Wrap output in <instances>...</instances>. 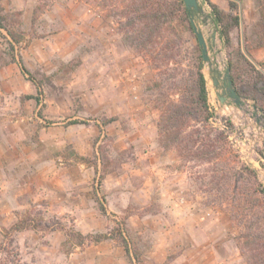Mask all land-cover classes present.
I'll use <instances>...</instances> for the list:
<instances>
[{"label":"rangeland","instance_id":"rangeland-1","mask_svg":"<svg viewBox=\"0 0 264 264\" xmlns=\"http://www.w3.org/2000/svg\"><path fill=\"white\" fill-rule=\"evenodd\" d=\"M218 1L228 10L227 0ZM131 4L138 2L0 0L18 40L0 28V264H136L116 240L80 246L66 235L107 233L120 222L140 264H246L231 220L233 176L242 165L254 168L264 189V114L249 100L220 101L227 49L200 2L194 23L209 57L210 124L227 141L209 162L164 149L154 105L161 92L176 98L169 87L181 67L130 46ZM253 7L249 24L242 15L232 33L235 47L258 16ZM171 29L183 61L196 34ZM251 55L264 62V48ZM16 224L26 228L13 230Z\"/></svg>","mask_w":264,"mask_h":264},{"label":"trees","instance_id":"trees-1","mask_svg":"<svg viewBox=\"0 0 264 264\" xmlns=\"http://www.w3.org/2000/svg\"><path fill=\"white\" fill-rule=\"evenodd\" d=\"M130 9L135 15L126 31V39L137 51L179 62L180 69L173 75L169 87L176 96L168 99L161 92L155 103L158 113L159 144L164 149L176 147L182 158L212 161L219 158L220 142L227 141L223 133L217 132L210 124L211 112L207 79L204 74L202 48L197 42L193 49L187 51L186 58L179 61L182 52L170 36L174 34V24L184 26L194 35L192 19L201 11L188 10L183 0H134ZM210 9V17L215 25L224 47L227 49V70L232 85L240 99L252 101L258 111L264 114V62L254 61L251 51L264 48V0H253L258 12V20L252 25L249 34L244 33L237 47L234 46L232 33L242 26L240 5L243 0H227L228 10L222 8L218 0H199ZM5 17L0 9V28L6 29ZM7 30V29H6ZM13 42H18L11 30H7ZM166 41V42H165ZM13 46L11 45V48ZM10 62L19 63L22 73L33 75L23 61L12 55ZM212 74L216 75L215 71ZM31 80V79H30ZM157 84L162 90L165 85ZM37 99L38 97H31ZM116 119H111L104 126ZM215 135V138H212ZM233 205L231 220L238 230L234 237L246 264H264V189L258 180L254 168L242 165L233 176ZM103 214L107 210L99 200ZM125 223L120 222L110 232L83 235L73 229L66 230L69 239L82 246L87 241L100 243L116 240L127 255L136 264L141 263L140 253L132 246L125 234ZM26 226L16 224L13 230H23ZM133 263V262H132Z\"/></svg>","mask_w":264,"mask_h":264},{"label":"water","instance_id":"water-1","mask_svg":"<svg viewBox=\"0 0 264 264\" xmlns=\"http://www.w3.org/2000/svg\"><path fill=\"white\" fill-rule=\"evenodd\" d=\"M184 4H185V7L188 9V10H194V11H201V6H200V1L199 0H183ZM192 24H193V29H194V32L196 34V37L198 39V43L199 45L201 46L202 48V55H203V60L204 62H208L209 61V57H208V54H207V46H206V42H205V39H204V36L202 33L198 32L197 31V28L195 26V23H194V18L192 19ZM225 79L227 80V87H226V90L224 91L223 93V96L220 97V101L223 103L224 100L227 98V97H230L233 99L234 103L237 104V105H240L241 104V101L242 99H240L232 85V81L230 79V73L229 71L226 69V74H225ZM214 85L217 86L219 84V80L217 78H214ZM254 109L255 110H258L257 107L254 106Z\"/></svg>","mask_w":264,"mask_h":264},{"label":"crops","instance_id":"crops-1","mask_svg":"<svg viewBox=\"0 0 264 264\" xmlns=\"http://www.w3.org/2000/svg\"><path fill=\"white\" fill-rule=\"evenodd\" d=\"M14 1V5H18L20 3V0H13ZM253 0H243V2L241 3L240 5V9H241V17L243 15L244 17V20H245V23L246 24H249V22L247 21L248 20V15H249V10H254V7H253ZM253 11V12H254ZM244 12V13H242ZM258 20V16H256V18L254 19V23ZM242 25H243V21H242ZM243 39V37H242ZM20 67V66H19ZM22 71V70H21ZM167 203V206L169 207V212L172 213V214H176L177 215V206L179 205L176 200L172 199V198H169L167 199L166 201Z\"/></svg>","mask_w":264,"mask_h":264}]
</instances>
